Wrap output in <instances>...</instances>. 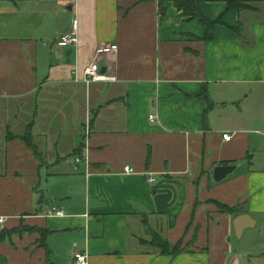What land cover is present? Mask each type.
<instances>
[{
  "label": "crops",
  "instance_id": "1",
  "mask_svg": "<svg viewBox=\"0 0 264 264\" xmlns=\"http://www.w3.org/2000/svg\"><path fill=\"white\" fill-rule=\"evenodd\" d=\"M247 1L259 10L200 1L222 21L208 34L156 0H0V233L49 232L47 246L37 232L0 242V264H76L78 253L89 264H264V238L243 242L264 226V170L253 166L264 0ZM74 20L68 63L55 42ZM108 45L117 51L97 56ZM95 60L106 79L76 82ZM28 118L43 154L6 137ZM219 166L235 170L216 183ZM244 215L250 227L237 237ZM148 226L188 251L142 245Z\"/></svg>",
  "mask_w": 264,
  "mask_h": 264
},
{
  "label": "trees",
  "instance_id": "2",
  "mask_svg": "<svg viewBox=\"0 0 264 264\" xmlns=\"http://www.w3.org/2000/svg\"><path fill=\"white\" fill-rule=\"evenodd\" d=\"M159 4V8L161 12L166 11V5L168 3H172L177 10L178 13L182 15L186 20H198L206 29L208 34H210L216 25L222 23L221 18L217 19L213 22L209 21L199 10L198 3L202 0H156ZM227 10H237L238 12L243 11H251L256 12L259 9L257 7L251 6V1L247 0H226ZM234 30H239V27L232 28ZM208 38V37H207ZM19 139L23 140L30 147L35 148V145L32 143L31 138H26L25 136H20ZM221 209L229 212H238L240 214L239 207L229 208L227 206H221ZM37 232L40 234V244L41 246H47L46 240L49 232L47 229H39V228H31L24 225H20L19 228H15L12 230H3L0 233V242H4L9 240L14 235L22 236L25 233ZM157 233V232H156ZM141 244L145 246L152 247L153 249H157L162 255H171L177 256L184 252H187V247H183L181 243L176 245H171L166 239H164L161 235H154L153 239L150 242L145 240H141Z\"/></svg>",
  "mask_w": 264,
  "mask_h": 264
},
{
  "label": "built area",
  "instance_id": "3",
  "mask_svg": "<svg viewBox=\"0 0 264 264\" xmlns=\"http://www.w3.org/2000/svg\"><path fill=\"white\" fill-rule=\"evenodd\" d=\"M79 31H78V21L74 20L71 26V29L68 33L62 35L60 39L56 42V46L63 50H70L72 47H77L79 45ZM117 51V45H108L101 47L97 50V56H102L105 54H111L113 52ZM98 60H95V62L85 68L83 72V78H80V74L78 70L75 71V81L76 82H84L86 84H90L92 82H101L106 79V77L101 73V68L98 64ZM151 121L154 120L153 116L149 117ZM223 139L227 142L232 140V135L230 134H224ZM80 160L77 159V162ZM124 171L127 174L133 173V170L130 167H125ZM154 180H152L153 182ZM48 215L50 216H56V217H63L64 213L63 211L59 210L58 208H53L48 212ZM4 219L0 218V225L4 223ZM76 264H89L88 256L86 253H78L74 257Z\"/></svg>",
  "mask_w": 264,
  "mask_h": 264
},
{
  "label": "rangeland",
  "instance_id": "4",
  "mask_svg": "<svg viewBox=\"0 0 264 264\" xmlns=\"http://www.w3.org/2000/svg\"><path fill=\"white\" fill-rule=\"evenodd\" d=\"M251 6L258 8L259 4L258 3H252ZM262 13L264 14V6L262 9ZM55 44H56V42H55ZM259 97L261 100L264 99V90L261 91ZM260 103H261L260 106L263 107V115H262V118L260 119V121H257L258 124L253 126V131H259V132L264 133V102H260ZM20 122H21L20 125L16 124L17 126H20V128H21V129H19L20 132L15 134L12 131H8L6 137L9 139L15 138V137L19 138L20 136L21 137L25 136L26 138L29 137V138H31L32 143L35 146H38V152L43 154L44 152H43L42 145L39 143V141L36 140V137H34L32 132H31V128L33 126L32 121L30 122V119L28 118L27 120H19V123ZM25 125H27V126L24 129ZM254 138L256 140V149L257 150H256V152L253 153L254 154L253 166L256 169L264 170V139L258 135H255V134H254ZM261 138L263 141H261ZM3 159H4V153H3V149L0 147V160L3 161ZM144 222L147 224L146 219L144 220ZM146 229H145L146 230L145 231L146 239H149V240H145L147 242H150L153 239L155 234L161 235L159 232L156 233V231L153 230L152 228H150L149 226ZM260 233H262V234H260ZM259 238L260 239L264 238V226H262V225H259L256 229H254V231H253V229L247 231V235L244 237L243 242L247 241V240H251V239L259 240Z\"/></svg>",
  "mask_w": 264,
  "mask_h": 264
},
{
  "label": "water",
  "instance_id": "5",
  "mask_svg": "<svg viewBox=\"0 0 264 264\" xmlns=\"http://www.w3.org/2000/svg\"><path fill=\"white\" fill-rule=\"evenodd\" d=\"M72 50L66 52V57L68 58V63H70V56ZM235 170V166H219L216 167L213 171V179L216 183H220L228 175H230ZM251 220L248 216H239L235 219L233 225L235 228L236 236L241 237L245 228L250 227Z\"/></svg>",
  "mask_w": 264,
  "mask_h": 264
}]
</instances>
